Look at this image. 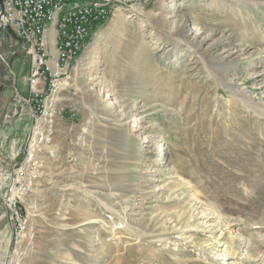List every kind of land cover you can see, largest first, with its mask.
Wrapping results in <instances>:
<instances>
[{
	"label": "rangeland",
	"instance_id": "obj_1",
	"mask_svg": "<svg viewBox=\"0 0 264 264\" xmlns=\"http://www.w3.org/2000/svg\"><path fill=\"white\" fill-rule=\"evenodd\" d=\"M137 2L62 94L76 116L25 202L33 237L0 190V264H264V0ZM24 47L0 29V179L33 125Z\"/></svg>",
	"mask_w": 264,
	"mask_h": 264
},
{
	"label": "built area",
	"instance_id": "obj_2",
	"mask_svg": "<svg viewBox=\"0 0 264 264\" xmlns=\"http://www.w3.org/2000/svg\"><path fill=\"white\" fill-rule=\"evenodd\" d=\"M136 6L137 0H2L0 29L10 30L30 58L28 96L18 102L28 107L33 125L20 160L0 179L5 217L14 226L16 240L35 235L25 202L41 179V157L56 145L60 123L67 114L76 116L73 104L63 102L70 76L94 30L116 10ZM0 62L8 66L1 51Z\"/></svg>",
	"mask_w": 264,
	"mask_h": 264
},
{
	"label": "crops",
	"instance_id": "obj_3",
	"mask_svg": "<svg viewBox=\"0 0 264 264\" xmlns=\"http://www.w3.org/2000/svg\"><path fill=\"white\" fill-rule=\"evenodd\" d=\"M54 36H55L54 31H52L48 37L52 39ZM7 227H8V225H7Z\"/></svg>",
	"mask_w": 264,
	"mask_h": 264
},
{
	"label": "bare ground",
	"instance_id": "obj_4",
	"mask_svg": "<svg viewBox=\"0 0 264 264\" xmlns=\"http://www.w3.org/2000/svg\"><path fill=\"white\" fill-rule=\"evenodd\" d=\"M198 32H199V30H196V33L198 34ZM213 63V62H212ZM158 164H160V162L158 163Z\"/></svg>",
	"mask_w": 264,
	"mask_h": 264
},
{
	"label": "water",
	"instance_id": "obj_5",
	"mask_svg": "<svg viewBox=\"0 0 264 264\" xmlns=\"http://www.w3.org/2000/svg\"><path fill=\"white\" fill-rule=\"evenodd\" d=\"M0 4H2V0H0Z\"/></svg>",
	"mask_w": 264,
	"mask_h": 264
}]
</instances>
